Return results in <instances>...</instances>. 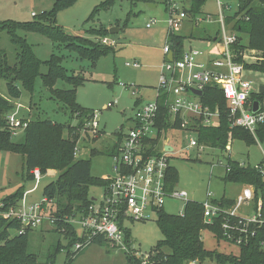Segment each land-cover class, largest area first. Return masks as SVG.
Masks as SVG:
<instances>
[{
    "label": "trees",
    "instance_id": "1",
    "mask_svg": "<svg viewBox=\"0 0 264 264\" xmlns=\"http://www.w3.org/2000/svg\"><path fill=\"white\" fill-rule=\"evenodd\" d=\"M78 0H53L49 11L35 14L32 20L27 22L3 21L0 22V31H4L11 44L16 47L14 63L9 64L5 53L0 49V80L5 81L7 98L0 95V153H12L20 155L23 162L22 179L33 181V171L38 170L41 175L47 171L57 172L56 180L47 184L43 190V198L54 204V216L57 218L55 227L52 229L61 235L66 241L62 246L60 242L52 249L44 260L29 251V233H19L20 224L16 219H5L0 215V264H57L55 257L61 251H65V264H71L74 255V245L79 241L75 228L65 222V218H72L87 210L92 203L89 197L91 187L101 188L106 182L102 178L94 177L90 173V160L80 159L75 156V147L79 139V132L86 129V125L92 120L94 111L84 108L76 103V91L83 84L85 78L82 74L69 72L63 65L64 56L51 54L48 60L42 61L36 57L25 37L19 36V32L32 33L43 36L53 44H58L69 53H73L77 60L89 61L92 66L102 57L113 53L114 48L101 45L99 42L83 36L71 35L57 24V15L65 11ZM129 2L152 4L156 0H102L90 13L86 21H91L94 14L99 11H106L112 8L117 2ZM163 4L168 13L172 0H158ZM206 0H190V5L183 8L190 21L202 14V8ZM191 24V23H190ZM224 24L229 31L237 35V43L233 46L236 52L235 61L243 63L249 73L264 74V0H236V10L232 15L226 14ZM195 27V26H194ZM87 33L91 36H108L105 27L89 29ZM219 34V32H216ZM210 37L205 31L197 32V35L189 33L181 35L168 33L166 43L173 53L174 59H178L184 50L185 41L202 40L210 42ZM246 38V44L242 39ZM255 51L259 54L257 62L244 63L240 53L244 51ZM165 60H167L165 58ZM46 68L41 73L42 67ZM39 78L41 85L46 89L50 98L64 105L70 117L76 120V125L62 124L42 120H21L26 127L21 130V140H14L9 131L7 117L13 111V102L21 98L22 91L27 92L31 97L35 92V80ZM58 82L67 84L70 89L61 90L55 88ZM202 104L211 110L218 108L219 123L216 127H203L199 122L194 121L187 127L188 130L196 133L198 145L208 149H220L225 151L229 141H241L245 145H254L256 142L264 141V123L259 125L254 136L248 131L239 127H230L228 121V105L220 89L217 86L204 88ZM251 101L264 104V92H255L250 95ZM166 96H159L157 99L158 114L156 126L158 138L165 139L168 132L178 130L180 121L170 122L168 109L165 105ZM140 100H135L137 107ZM66 132L67 137L63 134ZM96 133V132H94ZM170 136H173L172 134ZM96 139V134L92 136ZM118 143L111 149L110 157L117 154ZM96 150L91 155H96ZM262 166H242L235 159H227V166L222 177L224 183L240 186H250L254 190V201L258 198L262 202V218L264 219V178ZM167 183L170 189L178 182V172L169 166L167 171ZM25 193L21 186L14 193L0 199L3 205L1 212L10 207H17ZM215 204L224 209L232 207V201L213 200ZM221 219L215 220L213 225H208L203 220L202 203L187 201L182 214L170 215L164 211L157 214L156 224L162 235L155 249L149 253V264H187L190 261L198 260L200 264L213 262L214 264H264V225L256 229L255 234L246 244L235 245L223 237ZM209 232L211 238L220 246L221 242L237 248V253H223L216 248L207 250L201 240V233ZM125 242H130V234L126 233ZM108 244L101 237L94 238L90 244ZM129 264H141V259L124 253Z\"/></svg>",
    "mask_w": 264,
    "mask_h": 264
},
{
    "label": "rangeland",
    "instance_id": "2",
    "mask_svg": "<svg viewBox=\"0 0 264 264\" xmlns=\"http://www.w3.org/2000/svg\"><path fill=\"white\" fill-rule=\"evenodd\" d=\"M101 1L80 0L76 6L63 12L58 21V25L65 26L64 30L71 35L83 36L99 42L101 45L114 48L113 53L100 58L94 66L89 61L77 60L73 53L64 50L61 45L53 44L43 36L18 33L32 45L33 52L38 59L45 61L51 54H61L65 57L62 65L69 72L81 73L82 77L85 78L83 84L77 88L76 103L96 112L98 126L94 129L86 125V129L79 132L75 150H77L80 159L90 160V173L98 178L112 175L114 163L110 157L111 149L116 142V133L125 134L132 128V121L136 113L135 100L142 99L140 102H147L154 99L163 60L161 48L165 43L166 20L168 18V13L158 0L152 4L140 2L135 5L123 1L117 2L109 10L99 11L98 14H94L91 21H86L94 7ZM172 2L179 5L180 8L182 6L187 8L190 5V0H172ZM223 2L229 3L231 7L229 15H232L236 10V0H223ZM52 4L53 0H0V22L30 21L32 20L31 12L40 14L49 11ZM149 5L155 7L152 8ZM202 12L203 14L217 13L216 0H206ZM227 13L225 12V14ZM151 20L155 22L151 28L147 29L145 25ZM213 23L215 25L205 26L204 23H200L194 27L186 22L175 33L197 35V32L205 31L212 37L216 32L220 34V25L215 21ZM100 27L107 29L108 36L98 39L87 33L89 29H99ZM228 29L229 26L226 28L229 33ZM110 30H113L112 34L109 33ZM155 36L158 39H155ZM242 41L246 44L245 37ZM209 44L202 40H193L191 43L188 40L185 41V46L199 50L208 48ZM0 49L5 53L9 64H13L16 47L11 44L4 31H0ZM252 53L253 59L251 58ZM244 54L248 56L245 63H254L260 58L255 51H246L245 49ZM126 63L130 65L137 63L139 68L126 67ZM45 72L46 68L43 66L41 73ZM246 78L252 82L257 91L260 87H264V74L251 72L246 74ZM55 88L70 89L63 82H58ZM0 95L7 98L6 85L3 80H0ZM192 100L197 99L193 98ZM13 103L15 106L20 104L29 107L30 112L23 109L22 114H20L28 120L76 125V120L70 117L64 105L50 98L48 91L42 87L39 78L35 80V92L32 97L23 90L21 98ZM13 114L19 116L17 113ZM20 132L14 140H21ZM168 133L167 138L172 139V145L175 148V153L169 162V165L178 172V182L175 189L185 191L187 201L202 203L206 200L207 192L214 193L215 196L225 193L227 197H234L238 192H242L240 185L222 181L228 157L237 160L242 166L255 167L260 164L264 178V141H258L250 146L241 141H232L229 152L208 148L199 151L196 148L187 147L188 142L185 139L184 131L174 130ZM95 134L96 139L94 141L92 136ZM171 134L173 136H170ZM63 136L67 137L66 132ZM92 150H96L98 154L91 155ZM22 173L23 162L20 155L0 153V199L23 186L25 190L23 198L26 201L42 204L45 214L54 210L53 203H50L51 205L43 203L42 190L47 184L56 180L57 175L46 172L36 186L34 180H23ZM100 192L99 188L91 187L89 197H98ZM184 205L183 201L167 200L163 210L167 214L177 215L183 211ZM254 211L253 202H244L237 214L247 217L253 215ZM156 219V216L152 215L145 222L126 223L130 242L128 244L125 242V251L122 248L110 247L108 244L97 245L92 243L76 253L71 264H129L124 253L131 256L133 253L135 256L137 252V255H140L146 264H149L148 258L151 255L149 252L155 249L158 241L162 240ZM201 238L207 250L216 248L223 253H237V248L227 242H221L220 246L217 247L209 232L203 231ZM28 241L29 251L36 254L39 260H44L58 242L62 246L66 245L64 238L54 232L46 220L29 233ZM55 261L57 264H65V251L58 253ZM202 264L214 263L204 262Z\"/></svg>",
    "mask_w": 264,
    "mask_h": 264
},
{
    "label": "built area",
    "instance_id": "3",
    "mask_svg": "<svg viewBox=\"0 0 264 264\" xmlns=\"http://www.w3.org/2000/svg\"><path fill=\"white\" fill-rule=\"evenodd\" d=\"M216 6L215 17L204 14L191 22L183 9L172 2L166 20L167 34L174 33L186 22L193 26H198L200 23L206 26L214 21L220 25V34L208 42L210 44L206 49L199 50L184 46L182 55L176 60L165 41L161 49L163 61L154 99L142 102L136 107L132 128L128 133H116L115 143H118V149L117 154L111 156L114 163L112 175L102 178L106 184L99 188L101 192L98 197L91 198L92 203L86 211L72 218H65V222L75 228L79 239L73 251L82 250L94 238L99 237L105 239L110 247L122 248L125 251L127 222H145L152 215L157 218V214L164 211L167 200L187 202L185 191L168 187L167 171L175 148L171 138H158L156 120L159 96H166L165 105L170 122L173 124L177 120L180 121V128L185 132V139L188 142L187 147L199 151H203L206 147L198 145L194 131L186 130L189 124L197 121L203 127H216L219 123L218 108L211 110L200 100L207 86H217L222 92L228 105L230 127L242 128L254 136L256 128L264 123V104L259 103L258 111L252 112L255 101L250 100V95L258 91L246 78L249 72L246 71L243 63L234 60L236 52L233 46L237 43V35L230 31L228 33L224 24L225 12L230 11L231 7L223 0H216ZM34 15L32 13V16ZM154 22L151 20L145 27L151 28ZM169 53L172 55L171 61L165 60ZM239 55L245 63L248 56L244 52ZM251 58L253 59V53ZM125 66L139 68L137 63L132 65L126 63ZM192 91H200L201 96L194 95ZM193 98L197 100L194 101ZM7 121L12 137L18 136L19 131L26 127V124L14 114L8 115ZM87 125L97 128L96 112ZM229 144L230 141L226 146V152L230 151ZM75 156H78L77 150ZM33 176L37 186L42 175L36 169L33 171ZM213 200V194L207 192L206 200L202 202L203 220L206 224L213 225L215 220L221 219L223 237L235 245L246 244L255 234L256 229L264 225L261 214L262 202L260 198L254 201L252 187L244 188L237 197L235 205L229 209L213 203ZM250 201L254 203V214L247 217L239 216L238 208L244 202ZM43 203L51 202L43 198ZM2 207L3 205L0 204V215L5 219H16L20 224L19 233L32 231L45 220L53 229L57 221L53 214L54 210L45 214L42 204L28 203L25 198L15 208L10 207L1 212ZM135 254L134 256L132 253L134 257L141 259V264H146L145 260L137 255L138 252ZM187 264L200 263L198 260H193Z\"/></svg>",
    "mask_w": 264,
    "mask_h": 264
},
{
    "label": "crops",
    "instance_id": "4",
    "mask_svg": "<svg viewBox=\"0 0 264 264\" xmlns=\"http://www.w3.org/2000/svg\"><path fill=\"white\" fill-rule=\"evenodd\" d=\"M80 0H78L75 4H74V6H76L77 4H78V2H79ZM182 1V0H181ZM74 6H72L71 8H73ZM71 8H69V9H71ZM69 9H67V10H69ZM67 10H65V11H67ZM65 11H62V12H60L58 15H57V24H58V21H59V16L61 15V14H63V12H65ZM228 13L230 12V11H227ZM32 13H35V12H31V16H32ZM227 13V14H228ZM35 14H37V13H35ZM206 14H211L212 16H214L215 17V15H216V13L215 14H212V13H206ZM201 15H204L203 14V12H202V14ZM33 18V17H32ZM211 25H215L214 23H212V24H210V25H206V26H211ZM59 26H61L63 29H65L66 27L65 26H63V25H59ZM216 34V33H215ZM214 34V35H215ZM218 34H216V36H217ZM166 36H167V32H166V35H165V41H166ZM215 36V37H216ZM214 38V37H213ZM155 39H158V37L157 36H155ZM162 49V48H161ZM162 52V51H161ZM162 59H163V54H162ZM163 61V60H162ZM140 100H142V99H140ZM143 102V101H142ZM142 102H140V103H142ZM13 105H14V108H13V111L11 112V114H13V113H17V114H19V116H18V118L20 119V120H23V119H26L24 116H22V115H20V114H22L21 112L23 111V109H27V112H30V110H29V107H27V106H21L20 104H16L17 106H15V103H13ZM17 117V116H16ZM21 135V134H20ZM231 144H229L230 146L232 145V142H230ZM257 166V165H256ZM47 173H49V174H54V175H57V172H55V171H47ZM48 174V175H49ZM103 177H105V176H103ZM102 177V178H103ZM242 187V190L244 189V188H246V187H250V186H241ZM213 194V199L214 200H216V201H219V200H221L222 198L225 200V201H232V207L235 205V202H236V199H237V197L241 194V192H238L234 197H227V196H225V193H222V195H220V196H215V194L214 193H212ZM27 202L28 203H32V202H29L28 200H27ZM239 209V208H238ZM238 211V210H237ZM243 217V216H242Z\"/></svg>",
    "mask_w": 264,
    "mask_h": 264
},
{
    "label": "water",
    "instance_id": "5",
    "mask_svg": "<svg viewBox=\"0 0 264 264\" xmlns=\"http://www.w3.org/2000/svg\"><path fill=\"white\" fill-rule=\"evenodd\" d=\"M149 6H151V5H149ZM151 7L154 8L155 6L152 5ZM109 33L112 34V33H113V30H110ZM167 59H168L169 61L172 60V55H171V53L168 54ZM258 92H259V93H263V92H264V87H260L259 90H258ZM192 93H193L194 95L201 96V92H200V91H192ZM258 105H259V102H257V101H255V102L253 103V108H252V112H253V113H255V112L258 111ZM170 150H171V148H170Z\"/></svg>",
    "mask_w": 264,
    "mask_h": 264
}]
</instances>
